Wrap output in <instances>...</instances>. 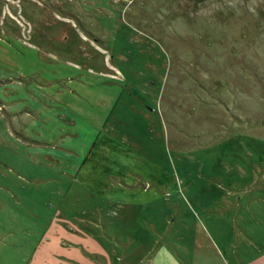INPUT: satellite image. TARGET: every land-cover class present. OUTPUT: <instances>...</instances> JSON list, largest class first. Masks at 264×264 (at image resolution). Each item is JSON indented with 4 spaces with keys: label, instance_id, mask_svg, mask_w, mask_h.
<instances>
[{
    "label": "rangeland",
    "instance_id": "374dc122",
    "mask_svg": "<svg viewBox=\"0 0 264 264\" xmlns=\"http://www.w3.org/2000/svg\"><path fill=\"white\" fill-rule=\"evenodd\" d=\"M37 76L97 128L49 167L0 142V264H143L212 221L264 264V0H0L10 131L2 96Z\"/></svg>",
    "mask_w": 264,
    "mask_h": 264
},
{
    "label": "crops",
    "instance_id": "0c3cea01",
    "mask_svg": "<svg viewBox=\"0 0 264 264\" xmlns=\"http://www.w3.org/2000/svg\"><path fill=\"white\" fill-rule=\"evenodd\" d=\"M39 81L33 85L26 84V79H19L12 84V91L2 96L5 101L2 103V111L5 112V118H9L13 131L8 129L5 119L0 117V142L9 149L10 155L19 156L27 165L40 163L49 167L57 165L55 161L59 162V157L56 160L50 153L55 154L60 150L62 152L58 155L72 157V152L76 153L77 150L69 147L70 141L78 139L81 145L80 140L88 138L86 133H90L92 127H97L95 123L92 125L83 122L82 127L80 122L76 123L74 119L79 117V114L72 116L67 101V90L54 85L55 80L43 82V79L39 78ZM81 88L78 86L79 92ZM74 95L71 98L76 101L81 99L80 96ZM10 98L13 99L10 101ZM54 124L58 126V131L52 128ZM62 129H66V133H63ZM16 162L18 161L14 159L15 165ZM4 163L12 173L18 171L17 165L7 166L6 162ZM58 165L61 166L62 163ZM23 166L24 163L21 162L20 167ZM225 198H220L219 203ZM225 204L233 205L228 202ZM195 219L200 221L197 217ZM220 222L212 221L206 226L201 222L199 227L170 229L161 236L162 240L157 238L155 244L149 247L143 264H240L228 253L225 243L232 231V237L236 236L238 239L239 236H245L246 232L240 227H231L232 231L226 230L225 227L217 225Z\"/></svg>",
    "mask_w": 264,
    "mask_h": 264
}]
</instances>
